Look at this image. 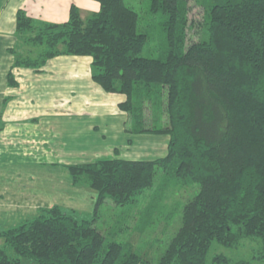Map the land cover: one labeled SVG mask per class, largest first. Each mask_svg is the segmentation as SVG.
<instances>
[{
	"label": "trees",
	"instance_id": "trees-1",
	"mask_svg": "<svg viewBox=\"0 0 264 264\" xmlns=\"http://www.w3.org/2000/svg\"><path fill=\"white\" fill-rule=\"evenodd\" d=\"M94 1L98 9L85 18L71 4L63 22H39L19 8L12 68L39 72L58 55L89 56L92 81L125 96L118 109L129 117L126 131L166 135V152L68 164L73 185L97 192L90 216L40 208L0 230V264H154L130 242H107L97 222L108 200L118 214L148 198L131 216L141 235L170 184L199 189L155 264H207L213 242L235 247L251 238L264 248V0H145L141 13L125 0ZM7 79L16 85L12 70ZM253 258L264 261V249ZM211 264L248 263L216 255Z\"/></svg>",
	"mask_w": 264,
	"mask_h": 264
},
{
	"label": "crops",
	"instance_id": "crops-1",
	"mask_svg": "<svg viewBox=\"0 0 264 264\" xmlns=\"http://www.w3.org/2000/svg\"><path fill=\"white\" fill-rule=\"evenodd\" d=\"M71 4L82 18L99 6L94 0H0V230L53 203L78 210L87 195L93 210L96 190L73 185L68 164L166 152V135L126 131L129 117L118 109L125 96L92 81L89 56L58 55L39 72L12 68L17 10L39 22H63Z\"/></svg>",
	"mask_w": 264,
	"mask_h": 264
},
{
	"label": "rangeland",
	"instance_id": "rangeland-1",
	"mask_svg": "<svg viewBox=\"0 0 264 264\" xmlns=\"http://www.w3.org/2000/svg\"><path fill=\"white\" fill-rule=\"evenodd\" d=\"M125 2L127 5L132 6L140 13L143 9H145L147 5L145 0H125ZM92 12H88L89 14H87V16L90 15ZM191 16L196 19L200 16L199 8L195 5H193ZM149 53L150 51H145L144 55H149ZM152 55L157 56V52H152ZM159 144L160 149L161 143L159 142ZM163 154L164 152L160 151L154 153L153 155H147L146 157H160V155L163 156ZM161 180L162 178L160 175V170L158 169L154 179V186L159 184ZM198 189L199 186L197 183H191L184 186H181L179 184H170V186L166 188L165 191L162 193L163 200L161 202V205L159 206V210H157L153 216V223L146 227V229L140 233L141 235L137 236L138 232L133 229V221L131 220V216L137 213V209L145 206L149 202L148 198H146L145 201H141L137 207L130 208V211L124 209L121 213L118 214V211L116 212L115 208H112V203H110V200H108L107 203L100 209V217L97 223L101 224V227L104 229L103 232L105 233L107 242L113 240L130 242L133 244L135 251H137L139 254H144L147 252L148 259L155 264L158 259V256L165 249L170 238L174 235V233L181 224V212L183 205L198 192ZM85 197L86 198L84 200L83 207L80 209L78 208V210L74 209L80 213V217H89L92 213L91 201L88 200V195ZM52 205L58 204L53 203L50 206L44 207H51ZM63 208L73 209L70 207ZM168 212L172 213V219L167 221L159 220V215L162 216L164 215V213ZM118 220H121V223H117ZM110 231L112 233H110ZM133 231L136 233H134ZM132 236H136L135 243L132 240ZM3 243V239H0V247L3 245ZM263 249L264 248L260 241L251 238H244L239 243V245L235 247H227L213 242L207 254V264H211L213 257L216 255H223L231 261L243 260L246 261L248 264H264V261L253 258V256L258 251L261 252L263 251ZM8 252L10 255H14L13 252L9 249ZM21 264L36 263L32 259L22 257Z\"/></svg>",
	"mask_w": 264,
	"mask_h": 264
}]
</instances>
